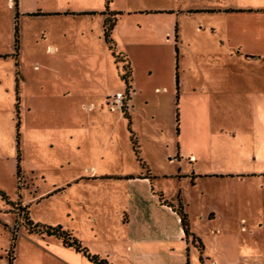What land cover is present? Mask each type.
I'll return each mask as SVG.
<instances>
[{"label": "crops", "instance_id": "1", "mask_svg": "<svg viewBox=\"0 0 264 264\" xmlns=\"http://www.w3.org/2000/svg\"><path fill=\"white\" fill-rule=\"evenodd\" d=\"M244 10L264 15V8ZM166 12L172 13L162 6L130 9L114 1L106 6V0H0V70L12 73L10 83H0V102L13 97L23 133L27 121L31 122L39 138L36 153L40 159L28 170L23 164L19 178L15 165L17 185L19 180L23 183L14 196L0 195V264H6L3 255L8 256L12 246L13 264L18 263L21 250V256L30 261L33 249L40 250L39 264H73L74 255L90 262L62 240L30 231L25 220L32 226L60 227L79 244L87 223L97 225L101 238L121 248L130 264L135 256L159 264L167 257L168 247L176 248L173 258L180 263L195 257V242L201 240L194 234L189 240L178 212L191 217L198 206L185 181L189 180L190 188L197 186L198 158L205 166L209 156V114L201 124L207 134L192 132L188 138L184 110L193 107L197 112L201 104L213 106L218 102L215 95L239 101L244 91L236 86L226 94H209L193 87L188 93L180 74L182 70L192 73L193 66H184V58L188 50L208 52L209 33L195 28L194 35L183 34L177 28L179 21L167 20ZM110 22L113 50L104 39ZM226 41L228 56L241 62L242 68L246 62L264 58V51H244L241 45L232 46L230 38H219L216 47L224 48ZM113 54L124 64H117ZM126 64L130 70L127 83L121 80ZM141 69L142 80L138 78ZM158 71L160 81L154 76ZM116 93L124 94V107L111 111L107 100ZM47 146L55 147L60 159H41ZM198 146L203 148L202 157L197 156ZM62 172L63 179L51 188L40 187V181L47 183ZM204 174L209 178L208 170ZM27 182L32 192H27ZM73 186L80 192L76 201H82L81 206L72 205V195L64 194V188ZM106 188L119 192L125 204L112 212L104 210ZM53 199L65 205L56 208ZM36 211L47 216L37 217ZM199 217L215 215L207 210ZM199 245L202 257L205 246Z\"/></svg>", "mask_w": 264, "mask_h": 264}, {"label": "rangeland", "instance_id": "2", "mask_svg": "<svg viewBox=\"0 0 264 264\" xmlns=\"http://www.w3.org/2000/svg\"><path fill=\"white\" fill-rule=\"evenodd\" d=\"M111 1L117 6L130 9L162 6L165 10L172 11L166 12L165 18L172 21L177 19L181 24L177 27L181 33L194 35L195 28L202 33H209V51L200 54L199 49L196 53L188 50L184 58V66H193L192 73L184 71L183 74L182 70L180 74L188 87V93H191L193 87H197L198 93H201L199 89L201 87L209 94L213 92L226 94L236 89V86L244 91V96L239 101H234L236 97L233 96L227 100L226 95L221 97L215 95L218 102L213 106L201 104L197 112L193 107L184 110L187 115L188 138L192 132H197V136L207 134L201 124L207 121L206 115L209 114V156L205 158V166L200 164L203 161L198 158L201 166L198 165L197 180H194L197 186L190 188L189 180L185 181L187 192L198 205L192 216L186 217L189 240H193L191 234H194L205 246L206 253L201 257L200 246L196 241L195 245L199 252L195 250V257L189 258L188 261L184 258L187 264H213L214 261L219 264H264V58L256 62H246V66L242 68L241 62L238 63L236 59L228 56L227 41L224 48L216 47L219 38L225 40L230 38L232 46L241 45L244 51L262 53L264 15L258 13V10L255 12L244 8H264V0H106V6ZM202 6H207L209 11H196ZM175 27L173 24L172 32L175 31ZM238 33L241 34L240 39ZM160 64L159 62L158 65ZM139 66L143 68V61L139 62ZM143 70L139 72L140 80L143 78ZM11 74L10 71L0 70V83L2 85L10 83ZM161 75L159 71L154 74L155 77H159L156 81L162 80ZM13 102L12 96H6L0 102V195L4 194L6 197L14 196L17 186L23 183L19 180L17 185L15 176L17 149L20 153L21 169L23 164V168L28 170L40 161L36 153L38 148L36 142H39V138L32 132L33 127L29 121L26 133H23L20 124L18 126L17 148L15 130L18 117ZM43 147L44 144H41L40 148ZM46 149L39 155L41 159H60L55 147L51 149L47 146ZM187 149L190 152L191 149ZM202 149L200 146L197 147L198 157L204 156L200 154ZM93 155H96L94 150ZM184 158L187 159V156H182V160H185ZM205 170L209 171V178L204 174ZM248 173H254L256 177H246ZM58 175L48 179L47 183L40 181V187L44 190L51 188L54 182L63 179V172ZM229 175L234 178H228ZM243 175H246L244 179L237 178ZM198 176L202 179H198ZM27 185H29L27 192H32L33 188L29 182ZM64 191H66L64 194L72 195L74 199L70 202L72 205L81 206L82 201H76L80 193L77 187L73 186L69 190L64 188ZM103 192L107 194L102 197L104 210L112 212L116 206H123L126 202L119 192H110L108 188ZM53 200L51 204L56 208L65 205L61 199ZM207 210L212 211L215 218L199 217ZM36 212L37 217L47 216L44 212ZM6 217L13 219L11 215ZM107 231L110 238V230ZM80 235L83 239L80 246L86 250L91 261L88 262L82 255H74L71 263L97 264L104 260L107 264H130L124 258L121 248L101 238L97 225L87 223ZM166 251L167 257L161 259L159 264H185L173 258L177 253L176 248L168 247ZM21 252L23 250L20 251L17 264H39V259L36 258L40 250H32L33 257L30 261L25 260ZM104 255L107 259H104ZM3 256L7 264L8 257ZM206 257L209 260H206ZM154 259L157 261L158 257ZM169 260L172 262H168ZM132 264L149 263L143 256H135Z\"/></svg>", "mask_w": 264, "mask_h": 264}, {"label": "trees", "instance_id": "3", "mask_svg": "<svg viewBox=\"0 0 264 264\" xmlns=\"http://www.w3.org/2000/svg\"><path fill=\"white\" fill-rule=\"evenodd\" d=\"M14 1L16 3V0H14ZM112 27H113V22H110L104 28V39H105V42L109 45L111 50H113V47H112L113 42L110 38ZM113 57L115 58V61L117 64H122V65L124 64L123 60H121L119 57L115 56V54H113ZM121 72H122L121 80L123 82L127 83L129 75H130V70H129L127 64L122 67ZM16 145L18 148V145H19L18 124L16 127ZM134 145L135 144L133 143V146ZM20 160H21L20 153L17 149L16 173H17L18 178H19V171H20V169H19L20 168L19 167ZM178 214L180 216L183 231H184L185 235L188 236L189 235V229H188V224H187V220H186L187 218L181 212H178ZM23 224L27 227V229H29L32 232H36L39 234H45L47 236H53L59 240H62L64 245L69 246V247H73L76 251L81 252L88 260L91 261V258L86 254V250L81 248L80 244L75 239L71 238V236L68 233L64 232L60 227L52 228V227L32 226L31 224H28L26 222V220L23 221ZM199 246H200V250H202L201 245H199ZM7 257H8V264H13V246L9 249ZM97 264H107V263L104 260H102L101 262H98Z\"/></svg>", "mask_w": 264, "mask_h": 264}, {"label": "built area", "instance_id": "4", "mask_svg": "<svg viewBox=\"0 0 264 264\" xmlns=\"http://www.w3.org/2000/svg\"><path fill=\"white\" fill-rule=\"evenodd\" d=\"M124 98L125 96L123 93H116L108 98L107 106L111 111L121 110L124 107Z\"/></svg>", "mask_w": 264, "mask_h": 264}]
</instances>
